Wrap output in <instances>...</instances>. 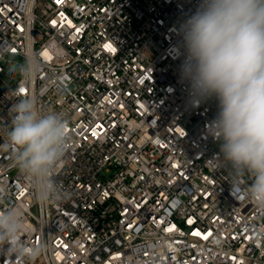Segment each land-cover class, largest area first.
<instances>
[{
  "label": "built area",
  "instance_id": "1",
  "mask_svg": "<svg viewBox=\"0 0 264 264\" xmlns=\"http://www.w3.org/2000/svg\"><path fill=\"white\" fill-rule=\"evenodd\" d=\"M200 0H0V211L17 209L32 261L0 264H264V208L233 187L180 79V28ZM30 59L36 73L13 71ZM63 113L70 148L38 200L7 144L12 106Z\"/></svg>",
  "mask_w": 264,
  "mask_h": 264
},
{
  "label": "clouds",
  "instance_id": "2",
  "mask_svg": "<svg viewBox=\"0 0 264 264\" xmlns=\"http://www.w3.org/2000/svg\"><path fill=\"white\" fill-rule=\"evenodd\" d=\"M180 32V79L188 85L193 106L211 98L218 101L217 115L208 126L219 142L217 157L229 169L235 189L242 177L251 178L246 196L264 208V0H200ZM36 70L28 58L13 69L29 79ZM11 110L7 144L18 171L41 202L64 198L54 175L70 148L65 115L41 112L27 96ZM23 230L17 209L0 211V255L27 261L39 256V247L28 249Z\"/></svg>",
  "mask_w": 264,
  "mask_h": 264
}]
</instances>
